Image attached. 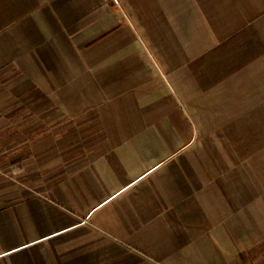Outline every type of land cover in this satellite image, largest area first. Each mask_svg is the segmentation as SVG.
Wrapping results in <instances>:
<instances>
[{"label": "crops", "instance_id": "obj_1", "mask_svg": "<svg viewBox=\"0 0 264 264\" xmlns=\"http://www.w3.org/2000/svg\"><path fill=\"white\" fill-rule=\"evenodd\" d=\"M6 76L36 121L88 106L104 129L83 154L29 134L46 172L0 179V264H248L264 243V0H0Z\"/></svg>", "mask_w": 264, "mask_h": 264}, {"label": "rangeland", "instance_id": "obj_2", "mask_svg": "<svg viewBox=\"0 0 264 264\" xmlns=\"http://www.w3.org/2000/svg\"><path fill=\"white\" fill-rule=\"evenodd\" d=\"M3 79L7 81L8 76L1 78L0 81ZM35 98H37L36 92L33 93L24 89H17L15 92L8 89L0 90V118L2 119L4 116V121H0V179L14 178L24 183L31 178L41 177L42 173L46 172L41 170L43 165L40 158L42 155L34 153L39 151L37 148H40V140L30 139L29 134L31 132H36L39 135L40 131L47 127L53 136L58 133H66V138L59 141L56 137L51 138L50 135L48 143L50 152L59 145V142H63L61 146H65L67 149L72 141L68 138L72 136L73 131L74 134H80L82 154L89 147L99 142L97 131L104 129V123L100 120L98 110L95 111L94 108L82 106L74 121H61V117H57L60 116V113L55 108H49L47 113L49 122L42 124L39 121L40 118L36 121L33 116L40 114L41 108L34 107L32 110L29 107L31 100L34 102ZM65 114L70 115L67 112ZM54 152L51 153L50 158L56 156ZM247 259L248 264H264V243L253 249Z\"/></svg>", "mask_w": 264, "mask_h": 264}]
</instances>
